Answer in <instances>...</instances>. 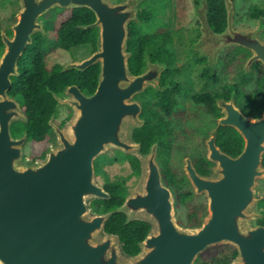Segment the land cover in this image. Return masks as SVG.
I'll use <instances>...</instances> for the list:
<instances>
[{"label":"water","instance_id":"obj_1","mask_svg":"<svg viewBox=\"0 0 264 264\" xmlns=\"http://www.w3.org/2000/svg\"><path fill=\"white\" fill-rule=\"evenodd\" d=\"M16 1L19 10L11 25L12 36L0 30L4 45L0 56V264H193L199 254L217 244H231L237 250L229 264H264V226L253 224L255 218L264 217L257 211L264 195L256 197L258 181L264 179V109L256 117L246 116L234 105L233 94L227 101L218 100L222 116L217 127L236 129L243 148L232 156L216 147V127L207 140L208 173L199 174L190 161L184 163L194 194L206 200L207 212L198 226L178 223L174 197L161 180L157 144L143 154L137 186L129 189L115 211L124 213L126 222L139 219L151 228L139 243L140 251L127 255L119 238L104 232L112 211L91 214L88 203L111 197L97 182L96 157L110 150L125 154L139 150L132 131L142 124L141 107L132 96L155 87L161 68H154L157 62L148 60L141 74L130 70L127 37L128 24L137 16L134 4L111 0ZM224 4L227 26L216 33L207 20L208 0H199L196 10L204 34L201 31L194 48L203 51L200 56H214L210 63L215 64L225 47L238 45L252 52L243 65L245 72L256 61L264 65V36L258 35L264 21L260 19L262 27L249 32L239 27L234 30L231 1L224 0ZM83 7L95 15L94 22L80 27L98 29L96 50L65 64L62 70L83 71L98 64L96 88L84 93L76 85L66 87L72 116L61 128L55 127L56 140L44 158L30 162L24 159L27 132L20 138L11 134L13 122H28L17 99L8 93L12 77L19 75L18 61L33 35L47 33L40 20L43 14L56 8ZM52 121L53 116L50 125Z\"/></svg>","mask_w":264,"mask_h":264},{"label":"trees","instance_id":"obj_2","mask_svg":"<svg viewBox=\"0 0 264 264\" xmlns=\"http://www.w3.org/2000/svg\"><path fill=\"white\" fill-rule=\"evenodd\" d=\"M163 2L164 0H159L157 5L164 8L165 4ZM145 6V10L140 11L138 14V21L131 20L128 24L127 51L131 52L128 63L130 70L134 74H139L143 71L146 65V58L153 60L156 56L165 54V48L171 39L169 32L160 30L147 33L144 30L145 24L143 23L152 21L154 14H156V6L150 4ZM261 15H264V13L262 12ZM47 17L52 22V29L47 30L54 35L56 34L58 45L61 48L66 50L85 44H93L96 47L97 29H84L80 27L81 25L94 22L95 15L90 9L86 7L69 10L56 8L51 10L47 14ZM226 17L224 0H208L207 20L209 26L212 27L211 29L219 31V33L223 32L226 28ZM40 19L42 20V18ZM7 34H11V31L7 30ZM43 39V35L40 33L33 35L32 43L26 46L21 59L18 61L19 75L12 77V86L8 91L11 96L19 101L28 117L27 123L16 122L14 127L16 135L27 132L28 137L33 142L32 149L27 153L30 160L42 159L44 152L39 151V149H42L49 142L48 120L57 106L53 92L58 94L65 85L75 83L81 91L92 93L96 88L99 73L98 64H93L83 71L76 69L63 71L58 66L53 69L48 68L44 56L45 45H42ZM2 47L3 43L0 33V54ZM225 50L222 54L224 77L225 69L230 71L236 64L240 66V63L244 60V56L238 51L242 50L247 53L241 47L231 46ZM259 67L256 68L254 66L255 78L252 93L249 94L244 89L249 82L250 76L242 72V82L244 85L240 84L237 87V101L239 106L243 111H248V113L254 115H258L264 107V67L262 65ZM158 139L159 133L155 129L145 126L141 139L143 152L148 151L151 143ZM218 140L222 149L232 156L238 155L243 148V139L233 127H219ZM160 142L161 145L166 144L162 140ZM197 169L200 171L201 168L197 167ZM104 188L109 190L108 186ZM108 192L111 194L109 199L93 200L95 204L102 208V212L112 211V215L104 225V232L116 235L119 238L121 248L125 254L135 255L140 251L139 243L146 237L151 226L139 219L126 222V215L115 211L122 204L123 199H125V190L123 187L120 193L116 194L111 190ZM174 194L177 206L187 207L185 213L186 219L182 221L178 217L180 225L187 227L200 225L201 217L207 211L206 203H195L196 197L190 186H181V188L179 187L174 190ZM262 202H264V199ZM262 212L264 213L263 209ZM259 221L264 223V220ZM236 256L237 250L231 246L220 250L213 257L204 258L200 264H229Z\"/></svg>","mask_w":264,"mask_h":264},{"label":"flooded vegetation","instance_id":"obj_3","mask_svg":"<svg viewBox=\"0 0 264 264\" xmlns=\"http://www.w3.org/2000/svg\"><path fill=\"white\" fill-rule=\"evenodd\" d=\"M198 2L199 0H196L195 4H197ZM262 12L264 13V7L260 5H249L247 11V17H249V20H253L254 24L250 25L247 22L239 24V21H236L234 23V26L237 27L239 25L246 24L249 25L250 27H255L260 19L264 21V15H261ZM48 13H46V15ZM235 15L238 20H241V16L237 14V12H235ZM175 16H176L175 27L172 30L174 32H177L180 35V37L175 39L171 38L169 42H173V44L183 41V36L185 34L183 30L186 29L185 25L181 24L177 19V17L180 18L181 15L176 13ZM187 26H188L187 30L189 33L194 32L193 34H191V37H193L191 42L183 41V42H187V47L184 48L166 47L165 48L166 53L162 54V56H156V58H154L153 60L151 58H146V63H145L146 65L142 72H144L148 67V60H150L151 63L157 62L154 68L157 69H159L160 67L161 68L155 87H146L143 91L135 93L132 96V101L137 102L141 107L139 113V120L142 122V124L139 126H135L132 131L133 140L139 144V150L136 153H131V154H125L121 150H112L106 153V155L109 157L113 155H120L121 157L124 156L126 159L125 163L128 162L127 165L131 169V173L134 176L135 181L137 182V180L141 175V163H140L141 157L143 156V154L147 153L150 150L153 144H157L156 160L160 169L161 180L163 185L171 191L174 197V208H175V212L177 213L176 217L180 216L178 215L179 214L178 211L182 207L181 206L178 207L176 204L177 202L175 200L176 197L174 194V190L179 187L181 188V186L183 187L190 186L192 189L190 181L185 176L183 170V166L186 160L191 162V164L195 167L196 171L199 174H207L208 168L211 166V162L207 159L206 156L207 140L210 136L211 131L217 127V120L222 116V109L218 105V100L221 99L227 101L230 99L231 94H233L234 105L241 111L242 114L246 116L252 115L256 117L260 115V113L264 109L263 107L258 115H254L252 113H248V111L247 112L243 111V109H241L237 101V87H239L240 84L244 85L242 82L241 72L245 75L250 76L247 86L244 87V89L245 88L248 89L249 92L246 89L245 90L247 93L250 94L254 89V78H255L254 66H256V68H260L259 67L260 65L264 67V65L260 61H256L251 65L250 69L247 72L244 71L243 65L246 59L252 54V52L242 46H238V45L232 46V47H241L247 53H245L242 50L238 51L241 53L242 56H244V60L240 63V66L236 64V66L232 68L230 71L225 69V77H224V67L222 65V54L224 50L217 56L215 60V64L210 63V60L213 59L214 56L211 57L205 55L200 56L203 53V51L201 49H197L194 48V46H192L196 43V41L198 40L201 34V30H200L201 26L199 19L197 20V18L195 17V20L193 19L192 23L189 22ZM226 26H227V18H226ZM213 32L219 33V31H214V30ZM97 34H98V29H97ZM261 34H264V26ZM92 46L93 49H96V47H94L93 44ZM59 49L60 51L58 50V52H60V54L62 53L66 54L67 60L68 59L69 60L55 61L50 66V69L51 68L53 69L57 66L60 67V69H62L64 62H72L77 58L76 56H74V54H72L71 52L72 48L65 50L59 46ZM3 50H4V45L2 47L1 54L3 53ZM209 54L211 55L212 52L210 51ZM51 55H54L53 56L54 59L56 58L55 56L56 54H52L51 52ZM72 85H75V83H69L65 85L58 94L53 92L54 99H56L55 96H58V101L57 99L55 100L57 106L55 107V111L51 113L50 118L51 116H53V119L56 121L57 108L61 106L65 107V114L63 117H60L61 113L60 114L58 113L59 126H63L72 113V109L68 105L59 102V99L66 98L67 95L65 93L66 87ZM83 92L89 93L85 91ZM137 122L138 121L136 120V123ZM48 125H49L48 145H52L56 140V135L49 123V120H48ZM145 126L146 127L149 126L155 129L159 133V139L151 143L148 151L143 152L141 139L143 136V131ZM219 127H217L214 143L216 147L223 150L218 140ZM11 130H12V136L14 138H20L24 134L22 133L16 135L14 125L11 126ZM161 140L164 141L166 144L161 145L160 142ZM30 142L31 140L28 137V133H27V137L23 144L24 150L32 149V145L30 144ZM107 162L108 165L109 163L112 162L117 163L116 160H111V159H108ZM197 167L201 168L200 171L197 169ZM123 184L125 185V183ZM103 186L104 187L108 186L109 190L107 188L106 189L108 191L111 190L110 185L104 184ZM122 187L125 190V194H124V198H125L126 195L128 194V190L130 186L129 187L122 186ZM200 196L203 197L202 195ZM195 197H199V196L195 195ZM185 208L187 210V207ZM258 208H260L259 205ZM260 212L264 215L262 209L260 210ZM259 220H264V217L259 218L257 220L258 224L264 226V223H262Z\"/></svg>","mask_w":264,"mask_h":264},{"label":"rangeland","instance_id":"obj_4","mask_svg":"<svg viewBox=\"0 0 264 264\" xmlns=\"http://www.w3.org/2000/svg\"><path fill=\"white\" fill-rule=\"evenodd\" d=\"M126 1H129L130 4H134V5H132L133 11L137 14L136 18L134 19L135 21H138L137 19H138L139 12L142 10H145V8H146L145 5L150 4L152 6H156V14H154V19L152 21L143 23V24H145L144 30L147 33L148 32H154V31L157 32V31L162 30V31L169 32L170 37L172 39L179 38L180 35L177 32H174L172 29L175 27V22H176L175 14L177 13V14L181 15V17L180 18L177 17V19L179 20V22L181 24L185 25V28H186L183 30L185 32V34L183 36V41H187V42L192 41L193 37H191V34H193L194 32L189 33L187 30V28H188L187 25L189 22L192 23L193 19L195 20V17L197 18V20L199 19V16H198L197 10H196V9H198V7L196 6L198 3L195 4L196 0H164V2H163L165 4L164 8L157 5L159 0H111V2H113V3H119V2L123 3ZM230 1H231V9H232V27L234 30H236L239 27V28H246V30L249 32V30L255 29L257 27H259V28L262 27V26H260V20L258 21V24L255 27H250L249 25H246V24L239 25V26L235 27L234 23L236 21H239V24L247 22L250 25H253L254 21L249 20V17H247L248 7H249V5H260V6L264 7V0H230ZM63 9L69 10L72 8H63ZM18 10H19V6H18L16 0H0L1 32L6 31V34H7V30H11V25L16 21L14 16L18 12ZM235 12H237V14H239L241 16V20H238L236 18ZM46 17H47L46 13L43 14L41 16V18H42L41 21L44 22L45 30L48 31L49 29H52V22H51L50 18H48V17L46 18ZM141 23H142V21H141ZM200 26H201L200 30L204 34V29H202L201 23H200ZM261 32H262V30L260 29L259 33H258L259 37L264 36V34H261ZM7 35L9 37L11 36V34H7ZM43 38L44 39H43L42 45L43 46L45 45L44 46V56H45V60H46L48 68H50V66L55 61H59V60L60 61H68L69 60V59L67 60L66 54H64V53L60 54V52H58V50L60 51V49H59V45L57 42L56 34L54 35L53 33H50L48 31L46 34H43ZM198 40H199V38H198ZM183 41H181L179 43H175V44H173V42H169L166 47L167 48H171V47L184 48V47H187V42H183ZM192 46H194V45H192ZM229 47H231V46H229ZM226 48H228V47H225L223 50H225ZM95 50L96 49H93L92 44H85V45H79V46L72 47L71 52H72V54H74V56L77 57L74 61H78L80 59L88 57ZM51 52H52V54H56L55 59L53 58L54 55H51ZM67 63H71V62H64V65ZM245 89L248 91L247 88H245ZM67 98H68V95H66L65 99L63 98L64 100L61 99L59 102L66 104L70 107V105L66 101ZM18 103H19V101H18ZM20 106H21V104H20ZM58 113L59 114L61 113L60 117H63L65 114V107L61 106V107L57 108V119H56V121L54 119H53L54 121H52L51 127L53 128L55 135H56L55 127H58V128L62 127V126L58 125ZM72 113H73V110H72ZM72 113H71V116H72ZM15 123L16 122H13L12 125H15ZM11 134H12V130H11ZM30 144L32 145L33 142L31 141ZM51 146H53V144L52 145L46 144L45 146L42 147V149H39V148H37V149H39V151H43L45 154L46 149L51 147ZM29 151L30 150H26V149L24 150V159L25 160H28V161L34 162V163L41 161L40 159L38 161L37 160H30L29 157L27 156V153ZM110 151H112V150H110ZM106 153L99 155L100 157L99 156L96 157L97 159L95 160V163H94V167H95V170L97 173L96 174L97 182L101 186H103L104 184L110 185L111 191H113V193H116V194L120 193V191L122 190L121 186H127V187L130 186L129 189H134L137 186L139 179L137 180V182L135 181V178L131 173V169L127 165L128 162L125 163V160H126L125 157L124 156L121 157L120 155H113V156L109 157L106 155ZM108 159L116 160L117 163L112 162V163H109V165H108V162H107ZM123 183H125V185ZM128 193H129V190H128ZM263 195H264V179H260L258 181L257 186H256V197H261ZM195 203L196 204H204V203H206V200L204 199V197L199 196V197L195 198ZM88 205H89V210H90L91 214L102 213V208L100 206H98L97 204H95L92 200L89 201ZM258 205H260V207L264 210V202H262V200L259 202ZM261 208H258V206H257V211L259 213H261L260 212ZM178 213H179L178 215H180L179 217L182 219V221H183V219H186V215H185L186 208L185 207L180 208ZM176 214L177 213L175 212V215ZM176 218H178V217H176ZM258 219L259 218H255L253 220L254 225L258 224L257 223ZM177 221H178V219H177ZM231 246L233 247V245H231V244L213 245V246L207 248L206 250H204L201 254H199V256L196 258V260L193 264H200L201 260L203 261L204 258L213 257V255L219 253L220 250H224V249L229 248Z\"/></svg>","mask_w":264,"mask_h":264},{"label":"clouds","instance_id":"obj_5","mask_svg":"<svg viewBox=\"0 0 264 264\" xmlns=\"http://www.w3.org/2000/svg\"><path fill=\"white\" fill-rule=\"evenodd\" d=\"M11 31V30H10ZM12 33V32H11Z\"/></svg>","mask_w":264,"mask_h":264}]
</instances>
